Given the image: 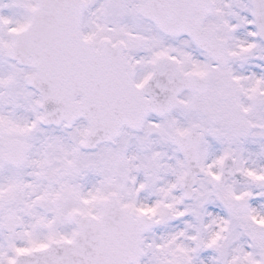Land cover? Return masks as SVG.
<instances>
[{"label":"snow or ice","instance_id":"1","mask_svg":"<svg viewBox=\"0 0 264 264\" xmlns=\"http://www.w3.org/2000/svg\"><path fill=\"white\" fill-rule=\"evenodd\" d=\"M0 264H264V0H0Z\"/></svg>","mask_w":264,"mask_h":264}]
</instances>
